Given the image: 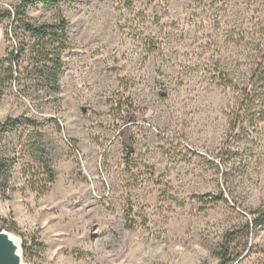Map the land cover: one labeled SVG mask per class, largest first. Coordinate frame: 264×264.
Returning a JSON list of instances; mask_svg holds the SVG:
<instances>
[{
    "label": "rangeland",
    "instance_id": "obj_1",
    "mask_svg": "<svg viewBox=\"0 0 264 264\" xmlns=\"http://www.w3.org/2000/svg\"><path fill=\"white\" fill-rule=\"evenodd\" d=\"M212 1L138 0L124 14L112 0L63 5L71 47L59 106L14 96L0 103V122L41 123L55 174L47 192L33 190L18 136L1 140L0 152L14 158V167L0 219L13 221L11 234L34 251L25 264H216L212 249L249 217L244 208L264 207V123L244 138L248 166L234 176L240 207L221 184L217 156L236 94L212 76L218 61ZM30 15L44 21L48 12L32 7ZM146 43L159 54H146ZM6 47L3 24L0 57ZM120 93L138 110L130 156L107 104ZM220 192L227 203L211 200ZM247 250L233 264H264V226L249 234Z\"/></svg>",
    "mask_w": 264,
    "mask_h": 264
},
{
    "label": "trees",
    "instance_id": "obj_2",
    "mask_svg": "<svg viewBox=\"0 0 264 264\" xmlns=\"http://www.w3.org/2000/svg\"><path fill=\"white\" fill-rule=\"evenodd\" d=\"M70 1L20 0L10 7L0 5V25H6L7 39L5 53L0 57V103L14 96L38 107L44 99H51L59 106L60 79L65 72L63 59L71 47L69 22L62 7ZM137 1L112 0L120 14L130 13ZM215 2H218V61L212 76L219 86L236 94L228 116L229 135L217 157L224 165L221 184L225 194L240 207L235 197L234 176H240L248 166L246 156L241 153L246 151L248 143L244 138L260 132L264 123V0H214L211 6ZM32 7L43 8L48 17L35 21L30 15ZM145 45L146 54H159L153 43ZM107 104L112 120L120 121L117 138L124 153L130 156L134 144L131 125L137 121L138 110L124 93L108 99ZM9 133L18 136L20 155L26 164L24 175L32 181L31 188L47 192L55 174L41 123L28 117H8L0 122V142ZM13 167L14 158L0 152V200L9 198ZM36 184L39 186L35 187ZM211 200L228 202L223 192ZM244 211L249 217L224 233L212 249L216 264H233L248 253L249 234L264 226V207H246ZM0 226L17 233L16 224L11 220L1 218ZM21 247L24 259L34 256L26 241H22ZM40 248V244H35V252Z\"/></svg>",
    "mask_w": 264,
    "mask_h": 264
},
{
    "label": "water",
    "instance_id": "obj_3",
    "mask_svg": "<svg viewBox=\"0 0 264 264\" xmlns=\"http://www.w3.org/2000/svg\"><path fill=\"white\" fill-rule=\"evenodd\" d=\"M20 240L0 226V264H24Z\"/></svg>",
    "mask_w": 264,
    "mask_h": 264
},
{
    "label": "bare ground",
    "instance_id": "obj_4",
    "mask_svg": "<svg viewBox=\"0 0 264 264\" xmlns=\"http://www.w3.org/2000/svg\"><path fill=\"white\" fill-rule=\"evenodd\" d=\"M25 264V263H24Z\"/></svg>",
    "mask_w": 264,
    "mask_h": 264
}]
</instances>
